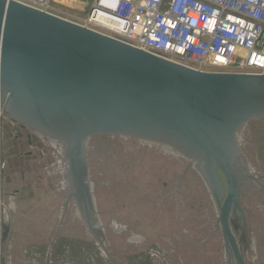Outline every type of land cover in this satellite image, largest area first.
Here are the masks:
<instances>
[{
    "label": "water",
    "instance_id": "1",
    "mask_svg": "<svg viewBox=\"0 0 264 264\" xmlns=\"http://www.w3.org/2000/svg\"><path fill=\"white\" fill-rule=\"evenodd\" d=\"M0 90L5 114L66 144L73 196L89 224H99L89 139L117 135L155 143L197 163L217 205L227 255L247 264L231 221L243 184L259 183L243 162L240 135L264 117V75L196 70L17 0H0Z\"/></svg>",
    "mask_w": 264,
    "mask_h": 264
},
{
    "label": "rangeland",
    "instance_id": "2",
    "mask_svg": "<svg viewBox=\"0 0 264 264\" xmlns=\"http://www.w3.org/2000/svg\"><path fill=\"white\" fill-rule=\"evenodd\" d=\"M93 0L63 11L85 16ZM0 174V264H235L197 163L117 135L86 145L96 218L75 199L67 146L5 114ZM247 172L233 228L247 264H264V117L240 135ZM93 219V218H92Z\"/></svg>",
    "mask_w": 264,
    "mask_h": 264
},
{
    "label": "built area",
    "instance_id": "3",
    "mask_svg": "<svg viewBox=\"0 0 264 264\" xmlns=\"http://www.w3.org/2000/svg\"><path fill=\"white\" fill-rule=\"evenodd\" d=\"M17 1L196 70L264 75V0H93L82 17L62 10L79 0ZM4 116L0 90V174Z\"/></svg>",
    "mask_w": 264,
    "mask_h": 264
},
{
    "label": "bare ground",
    "instance_id": "4",
    "mask_svg": "<svg viewBox=\"0 0 264 264\" xmlns=\"http://www.w3.org/2000/svg\"><path fill=\"white\" fill-rule=\"evenodd\" d=\"M40 134V133H39ZM44 136V135H43ZM59 142V141H58ZM170 150V149H169ZM171 151V150H170Z\"/></svg>",
    "mask_w": 264,
    "mask_h": 264
}]
</instances>
